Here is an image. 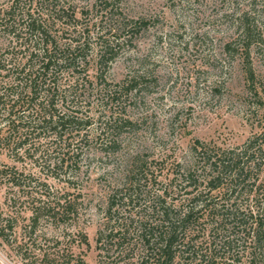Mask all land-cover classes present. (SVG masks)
Listing matches in <instances>:
<instances>
[{"label":"trees","instance_id":"1","mask_svg":"<svg viewBox=\"0 0 264 264\" xmlns=\"http://www.w3.org/2000/svg\"><path fill=\"white\" fill-rule=\"evenodd\" d=\"M67 3L13 0L0 17L9 41L0 49V150L33 157L45 174L4 166L0 183L10 184L13 205L23 204V195L34 203L31 232L43 220L78 217V198L50 181L77 183L91 158L86 152H101V101L136 87V80H107L114 48L89 19L101 0L93 9ZM243 32L248 38L249 27ZM246 74L254 84L252 67ZM124 124L119 117L106 122L105 144L117 143ZM190 153L161 180L146 158L134 157L124 185L108 197L97 238L100 264H264V130L235 147L197 138ZM15 217L1 218V235Z\"/></svg>","mask_w":264,"mask_h":264},{"label":"rangeland","instance_id":"2","mask_svg":"<svg viewBox=\"0 0 264 264\" xmlns=\"http://www.w3.org/2000/svg\"><path fill=\"white\" fill-rule=\"evenodd\" d=\"M67 2L93 9L96 0ZM12 3L0 0V17ZM89 19L114 48L107 80H136V87L101 101V152H86L91 158L83 160L77 183L65 188L64 181H50L78 198L77 218L43 220L31 232L34 203L23 195L26 202L13 205L10 184L0 183L1 218L17 216L0 234L1 264H100L97 238L108 197L124 185L134 157L146 158L161 180L174 163L191 160L197 138L235 147L264 130V0H101ZM8 44L0 31V49ZM118 117L126 124L108 146L106 122ZM0 164L45 175L33 157L18 159L9 149L0 150Z\"/></svg>","mask_w":264,"mask_h":264}]
</instances>
